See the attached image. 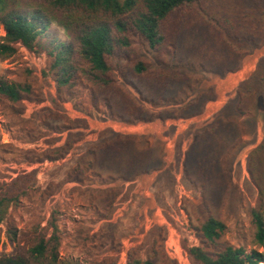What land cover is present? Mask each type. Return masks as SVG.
I'll list each match as a JSON object with an SVG mask.
<instances>
[{
    "label": "trees",
    "instance_id": "trees-1",
    "mask_svg": "<svg viewBox=\"0 0 264 264\" xmlns=\"http://www.w3.org/2000/svg\"><path fill=\"white\" fill-rule=\"evenodd\" d=\"M0 25V60L27 53L19 70L0 73V112L24 125L7 128V142L0 131V241L13 244L0 264H59V204L71 193L93 208L84 239L94 250L84 264H264V138L248 157L246 183L232 166L241 117L264 89V58L236 91L231 113L171 152L147 134L91 127L67 107L83 86L94 112L123 123L194 115L207 96L191 98L183 87L190 73L235 70L264 41V0L233 18L208 0H0ZM142 50L153 53L154 69ZM150 173L157 175L149 193L135 192ZM134 200L135 223L120 230L119 215ZM23 202L37 208L28 228L16 221ZM242 210L258 247L248 252L225 237Z\"/></svg>",
    "mask_w": 264,
    "mask_h": 264
},
{
    "label": "rangeland",
    "instance_id": "rangeland-1",
    "mask_svg": "<svg viewBox=\"0 0 264 264\" xmlns=\"http://www.w3.org/2000/svg\"><path fill=\"white\" fill-rule=\"evenodd\" d=\"M210 3L215 2L216 9L220 8L223 13L231 18L234 14H242L247 12L250 8L251 0H208ZM248 1V2H247ZM224 3V5L222 4ZM226 6V7H225ZM210 10L215 15H218L215 8ZM240 9L237 12H232ZM261 16V7L259 9ZM233 16V17H232ZM4 33L0 25V36ZM144 58L147 60L149 66L154 69L156 63H153V53L142 50ZM264 58V41H260L256 46L249 48L247 53L243 56L239 66L224 75H217L207 71L194 70L190 73L187 85L184 88H191L189 94L191 98L198 93H203L207 96L201 109L194 115L187 118L167 119L163 122H153L151 124H127L120 121L113 120L107 112L105 115L104 109H98L94 112L87 89L83 86L79 87L74 93V99L67 103V107L72 115H83L88 119L91 127H106L111 130V133H142L147 134L148 142L151 144H160L166 146L167 151L171 152L173 145L176 143L185 145L189 141V137L194 132H198L205 126L209 125L216 117L231 113L233 105L237 98L236 91L241 88L243 83L251 74L254 73L258 63ZM27 60V53L19 51L15 56L0 60V73L4 68L19 70L24 66ZM172 61L171 57H167L164 62ZM184 59L181 60L183 62ZM174 62V61H173ZM168 63V64H169ZM183 64V63H182ZM167 69L170 66H166ZM174 68V67H172ZM182 68V65L179 66ZM183 71V68L181 69ZM212 88L213 93L209 94ZM75 105L78 107L76 108ZM247 116L241 117L242 133L240 135L241 141L234 150L233 157V173L242 183L248 181L247 175V160L251 151L264 138V89L256 97L255 107L249 112ZM11 120L6 113L0 112V131L2 140L7 142L8 136L5 130L12 128L13 130H21L23 124ZM188 134V135H187ZM159 139L158 141L156 139ZM157 173H150L147 180L138 183L134 187V191L138 193H149V188L153 186V180ZM41 181L44 180L42 173H39ZM138 199V198H137ZM152 204V203H151ZM136 200H134L124 212L119 215L118 228L120 230H127L131 228L135 221L132 216L135 212ZM92 206L83 198L74 194L65 195L64 201L59 204V213L63 225V236L60 246V263L59 264H75L86 263L91 252L94 250V243L84 239L88 222L93 219ZM120 213V212H118ZM37 218V208L31 202H23L22 207L16 214V221L20 228H28L34 224ZM159 222H162L160 219ZM228 231L226 238L236 247H243L246 252L252 248H258L252 241L251 226L249 219L242 210L237 218L228 220ZM167 243L172 248L175 254L179 255L180 247L178 244L176 231L168 227ZM13 244L6 236L1 237L0 252H11Z\"/></svg>",
    "mask_w": 264,
    "mask_h": 264
}]
</instances>
